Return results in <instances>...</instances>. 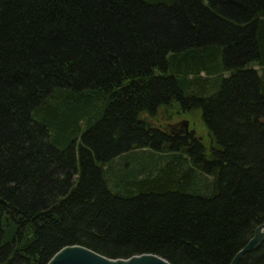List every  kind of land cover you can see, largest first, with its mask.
<instances>
[{
	"label": "trees",
	"instance_id": "16d2710c",
	"mask_svg": "<svg viewBox=\"0 0 264 264\" xmlns=\"http://www.w3.org/2000/svg\"><path fill=\"white\" fill-rule=\"evenodd\" d=\"M263 223L264 0H0V264H231Z\"/></svg>",
	"mask_w": 264,
	"mask_h": 264
},
{
	"label": "water",
	"instance_id": "95a60500",
	"mask_svg": "<svg viewBox=\"0 0 264 264\" xmlns=\"http://www.w3.org/2000/svg\"><path fill=\"white\" fill-rule=\"evenodd\" d=\"M171 134H184L188 131L187 120H182L175 126L165 128ZM264 242V223L259 225L253 236L248 240L244 249L239 251L231 264H237L242 256L251 250L256 249ZM47 264H171L166 259L155 254L134 255L126 259L107 258L87 247L81 245L66 246L56 252Z\"/></svg>",
	"mask_w": 264,
	"mask_h": 264
},
{
	"label": "rangeland",
	"instance_id": "374dc122",
	"mask_svg": "<svg viewBox=\"0 0 264 264\" xmlns=\"http://www.w3.org/2000/svg\"><path fill=\"white\" fill-rule=\"evenodd\" d=\"M176 105L174 107L169 108V112H165L163 111V109H161L158 113L157 117H152L149 116L147 114L143 115L144 118H146L145 120H147L148 122H150L152 125L154 126H159V125H164V126H168V121H170V123H176V122H180L182 120H187L188 122V126H189V130L194 131L196 136L201 138L202 141L204 143H208L209 139L206 133V129L205 126L202 122L200 113H192V114H179V109L177 107V103H175ZM161 112V113H160ZM170 114V115H168ZM172 118V119H171ZM168 123V124H167ZM134 155H125L120 157L119 160L116 161V163H119L122 161V167L121 169H127V165H131L134 164L135 156ZM145 159H147L148 161L154 160L155 157H153L152 153H149V155H146ZM116 163L113 164V168L116 167ZM130 166V167H131Z\"/></svg>",
	"mask_w": 264,
	"mask_h": 264
}]
</instances>
